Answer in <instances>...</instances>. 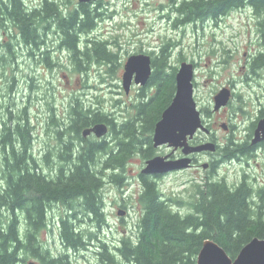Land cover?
I'll return each instance as SVG.
<instances>
[{"label": "trees", "instance_id": "trees-1", "mask_svg": "<svg viewBox=\"0 0 264 264\" xmlns=\"http://www.w3.org/2000/svg\"><path fill=\"white\" fill-rule=\"evenodd\" d=\"M243 7L253 10L264 27V0H180L175 9L176 22L217 21ZM97 18L96 7L88 3L78 2L65 12L53 0H42L33 7L24 0H0V31L4 33L8 29L7 35L11 37L17 34L31 52L34 49L36 54L41 53L42 61L48 66V52H40L39 44L42 43L41 36L44 37L51 26L58 30L57 33L61 32L60 44L71 52L75 69L80 70L91 59L98 63H114L115 52L106 41L88 38L81 42L79 39L82 34L94 30ZM262 32L264 34V30ZM10 44L6 41L2 46L12 54ZM168 57L166 45L151 57L153 71L148 86L155 91L142 99L137 114L147 133H152L175 90L177 68L169 66L166 69ZM261 66H264V49L256 54L252 63L253 68ZM23 115L25 119L17 116L14 120L10 113L12 117L3 122L0 139V264H19L26 255L38 258L40 264H72L67 253L53 255L50 250L43 249L39 241L40 230L49 225L47 215L52 205L67 206L68 213L60 217V237L65 246L79 250L86 248L88 240L96 236L92 231L80 230L74 223L75 218L83 213L98 225L104 223L103 178L122 185L128 159L134 152H140L143 158L151 157L152 140L146 136L141 141L137 131L140 127L135 124L136 120H129L120 126L121 133L114 132L115 145L97 140L88 142L81 136V130L105 121V116L72 100L68 123L64 121L63 130H60L58 118L52 115L48 118V129L53 126L51 132L61 147L53 153L58 157L56 163L49 155L45 158L44 167L48 166L50 171L42 174L37 171L40 170L39 162L27 154L31 128L26 110ZM75 139L79 142L77 153L74 151ZM141 144H146V148L142 149ZM223 147L226 159L252 150L250 143L233 140ZM140 185L138 202L142 208L134 225V234L121 237L118 242L100 239L97 264H196L197 254L206 238L216 241L231 257H235L252 237L264 238L263 197L258 190L256 194L261 196V202H255L254 191L245 175L233 187L223 179L207 178L194 183L189 210L184 213L181 207L186 202L177 197L166 198L157 179L140 174ZM174 205L178 208L174 209Z\"/></svg>", "mask_w": 264, "mask_h": 264}, {"label": "rangeland", "instance_id": "rangeland-1", "mask_svg": "<svg viewBox=\"0 0 264 264\" xmlns=\"http://www.w3.org/2000/svg\"><path fill=\"white\" fill-rule=\"evenodd\" d=\"M41 1L24 0L29 7L39 5ZM53 1L65 12L78 5V0ZM178 1L87 2L91 7H96L97 25L93 31L82 34L79 39L81 42L88 38L104 40L116 56L114 63H98L91 59L80 70L75 69L71 52L60 44L63 38L61 32L57 33L58 30L53 26L44 35L47 41L39 44L41 49L36 48L40 52H48L49 66L41 60L43 56L34 54V49L31 52L30 47L22 43L17 34L11 37L7 35L8 29L4 33L0 31V135L4 121L12 116L14 120H17V116L25 119L23 112L26 110L29 122L37 128L38 136L33 148L35 156L40 158L42 148L44 151H54L58 144L56 136L51 132L53 126L48 129L49 114L56 111L60 118L67 119L72 100L78 99L86 107L99 102L105 112L112 111L119 118L121 115L117 111L122 108H125L126 114L133 115L131 105L136 98L142 99L138 94L143 90H138L137 85L132 84L134 95L124 93L121 85L123 65L131 54L144 53L154 57L166 45L169 53L166 69L169 66L178 69L182 61L193 64L194 99L204 123L210 129V133L198 131L199 138L209 136L207 141L216 142L220 146L230 140L250 143L258 119L264 116V66L252 67L254 57L264 49V27L259 23L260 18L249 7H243L230 11L217 21L209 19L180 24L176 22ZM6 41L11 43L12 54L2 46ZM222 87L231 90L230 100L215 111L213 98ZM152 92L153 88L148 86L142 93L149 95ZM115 100L124 102L118 103L114 109ZM260 112H263L262 116ZM142 124L143 121L138 124L141 141L146 136L152 140L153 131L147 133ZM223 124L227 125V129L222 127ZM108 140L111 138L108 137ZM140 146L145 149L147 145ZM253 146L256 148L251 152L238 155L240 159L226 160L213 172L199 166L161 174L163 176L157 178L158 186L165 197H177L186 202L181 207L184 213L189 210L188 203L194 183L207 178L223 179L233 187L245 175L254 191L255 202L260 204L261 200L256 193L260 190L264 201V144ZM176 153L166 144L157 147L152 145L151 157ZM1 155L0 149V165ZM148 158H143L140 152L132 154L124 169L122 185L111 182L107 177L103 178L101 193L105 221L102 225H98L92 218L88 219L83 213L77 215L75 225L82 231H92L96 236L88 240L86 248L79 250L65 246L60 237V217L68 213L67 206L54 203L47 215L49 225L39 232L43 249L50 250L53 255L67 253L72 264H97L100 239L111 243L133 235L142 208L138 202L141 190L139 174ZM199 158L208 161L206 155ZM50 159L54 163L58 160L57 156ZM44 171H50L48 166ZM177 208L174 205V209ZM118 210L124 211V214L119 215ZM4 216L6 219V214ZM24 258L19 264H28L29 261L40 264L39 259L31 255Z\"/></svg>", "mask_w": 264, "mask_h": 264}, {"label": "water", "instance_id": "water-1", "mask_svg": "<svg viewBox=\"0 0 264 264\" xmlns=\"http://www.w3.org/2000/svg\"><path fill=\"white\" fill-rule=\"evenodd\" d=\"M96 0H78L87 3ZM152 73L151 57L144 53H135L128 56L121 77V85L128 92L132 82L136 85H145ZM194 68L192 63L182 61L175 73V90L169 104L162 110L159 119L154 124L152 145L154 147L166 144L173 150L180 148L182 157L171 159L169 154L154 155L145 160L141 173L145 175L164 174L171 171L183 170L190 167V155L196 152L216 149V143L205 141L199 144H190L198 131L210 133V129L203 121L200 110L194 99ZM231 90L222 87L214 95L213 110H219L230 100ZM222 127L227 129V125ZM93 132L97 137L107 132L104 123H96L84 128V136ZM264 141V116L259 118L253 131L250 144L257 145ZM204 168L207 167L205 163ZM119 215L124 211L118 210ZM28 264H36L29 261ZM196 264H264V238L254 236L239 250L235 257H231L225 249L211 238L203 240L196 258Z\"/></svg>", "mask_w": 264, "mask_h": 264}, {"label": "flooded vegetation", "instance_id": "flooded-vegetation-1", "mask_svg": "<svg viewBox=\"0 0 264 264\" xmlns=\"http://www.w3.org/2000/svg\"><path fill=\"white\" fill-rule=\"evenodd\" d=\"M41 41H42V43L44 42V41H47V39H45L43 36H41ZM59 47H60V45H59ZM34 54H36V52L34 53ZM37 54H41V53H37ZM37 56V55H36ZM41 60H43V59H41ZM44 62V61H43ZM152 71H153V68H152ZM149 81V80H148ZM132 84H134L133 82H132ZM132 84H131V86H130V89H129V91L128 92H126V91H124V93L126 94V95H131V96H133L134 95V93L132 94V89L134 88L133 86H132ZM134 85H136V84H134ZM148 82L145 84V85H143V86H140V85H137V87H138V90H145L146 88H148ZM151 87V86H150ZM151 89H152V87H151ZM142 91V92H143ZM155 91V88H153V92ZM142 92H140L139 94H138V96H141L142 97V99L144 98V97H146L147 95H145V96H143L144 94L142 93ZM152 92V93H153ZM151 93V94H152ZM151 94H149V95H151ZM148 95V96H149ZM142 99L140 100V99H138V98H136L135 99V101L132 103V108H131V113H133V115H129L128 113L126 114L125 113V108L123 109H118L119 111H117V112H119V115H121V117L119 118L117 115H116V113H114V112H112V111H109V112H105L104 110H103V106H99V102H97L95 105H96V107L94 108V106H84V108L85 109H90V110H93V111H98L99 113H102V115H104L105 116V121H100V122H95V123H93V124H91V125H89V126H86V127H84V128H88V127H91L92 125H94V124H96V123H104L105 125H106V127H107V132L103 135V136H101V137H97L93 132H91V133H89L88 135H86V136H84L83 134H82V130L84 129H82L81 130V136L86 140V141H88V142H91V141H95V140H97V141H100V142H103V141H105V142H108V144L110 145V146H112L113 144L115 145V143H116V141H115V139L113 138L114 137V132H116V131H118L117 133H121V132H119L120 130H121V128H120V126L122 125V124H124L125 122H127V121H129V120H136L135 121V124L136 125H138L140 122H141V116H137V114H138V105L140 104V102L142 101ZM76 101L77 102H80L78 99H76ZM120 102H124V100H115V105H113L114 106V109H115V107L117 106V104L118 103H120ZM70 103H71V101H70ZM80 103H82V102H80ZM93 104V103H92ZM50 115H52L53 117H56V118H58L60 121H61V126H60V130H63V125H64V121L65 122H67L68 123V117H67V119H63V118H60L58 115H57V113H56V111H53V113L52 114H49V116ZM48 116V117H49ZM117 118H119V120H117ZM120 119H122V121H120ZM29 126H30V128H31V130H30V135H31V139H30V147H29V149H27V154H28V157L30 158V157H33V158H35V161L36 162H39V164L40 165H38L39 167V169L40 170H37V171H39V172H41L42 174H47V172L48 171H44L45 170V168L46 167H44V163H43V161L45 160V158L49 155L50 156V158H54L55 159V156H57L56 154H53L56 150L58 151V149L61 147V145H60V141H58V144L56 145V147H55V150L54 151H51L50 149H47V151L45 150L44 151V149L42 148V150H41V156H40V158H38V157H36L35 155V153H34V148H33V144H34V142H35V139H36V137L38 136V133H36V130H37V128H35L34 127V125H32L30 122H29ZM3 128L4 127H1V134H2V131H3ZM138 131V130H137ZM108 137H110L111 138V140H108ZM209 136H205V137H203V138H199V136L197 135V133L195 134V136L191 139V140H189L190 141V144H199V143H202V142H205V141H207V138H208ZM0 139H1V135H0ZM216 143V142H215ZM73 144H74V151L77 153V151H78V145L77 144H79V142L75 139L74 141H73ZM264 144V141L263 142H261V143H259L258 145L259 146H261V145H263ZM253 148H256L255 146H252L251 147V149H253ZM0 149H1V152H2V146H1V143H0ZM223 149H224V147L223 146H220L218 143H216V149H215V151H213V152H210V151H202V152H196V153H193V154H191L190 155V157H191V164H190V167L189 168H196V167H199V166H201L202 168H204L203 167V165L206 163L207 164V169H209V170H211V171H214V169L218 166V165H220V164H222L223 162H225L226 160H234V159H240V157L239 156H237V157H232V158H224V154H223ZM174 151H177V153L175 154V155H171V154H169L170 156V158L171 159H177V158H180V157H182V152H181V149L180 148H178V149H175ZM39 153V154H40ZM2 154V153H1ZM204 155H206V157L208 158V161H202V160H200V158L199 157H201V156H204ZM74 156H75V154H74ZM1 158H2V155H1ZM58 158V157H57ZM150 158V157H149ZM54 172V171H53ZM177 172V171H176ZM49 173V172H48ZM169 173H171V172H169ZM140 174H142L141 172H140ZM140 174H139V178H140ZM148 176H150V177H153L154 179H157V178H159V177H162L163 175H161V174H157V175H148ZM259 197V196H258ZM260 198V200H261V197H259ZM89 219V218H88ZM116 242H118V241H116Z\"/></svg>", "mask_w": 264, "mask_h": 264}]
</instances>
